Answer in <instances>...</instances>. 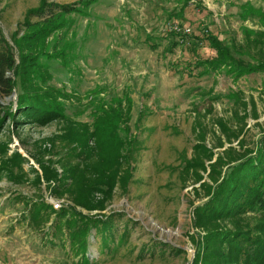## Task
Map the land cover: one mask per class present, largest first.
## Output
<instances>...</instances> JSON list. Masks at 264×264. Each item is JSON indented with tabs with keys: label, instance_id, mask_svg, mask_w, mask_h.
Listing matches in <instances>:
<instances>
[{
	"label": "rangeland",
	"instance_id": "374dc122",
	"mask_svg": "<svg viewBox=\"0 0 264 264\" xmlns=\"http://www.w3.org/2000/svg\"><path fill=\"white\" fill-rule=\"evenodd\" d=\"M39 3L0 0V30L11 44L25 12ZM248 11L252 14L247 17ZM260 12L264 0H95L89 16L71 15L69 33L50 40L56 39L58 50L62 40L71 41L74 52L66 63L56 58V50L51 60H42L50 66L48 85L76 124L92 123L93 105L101 97L129 92L133 98L129 129L142 142L135 155L136 170L128 191L118 182L105 209L89 210L68 191L56 193L58 182L42 178L38 160L57 169L60 183L71 181L68 172L76 160L64 145L65 121L42 126L7 120L0 133V264H80L68 234L65 244L52 240L54 213L40 225L25 219L29 208L41 201L57 211L76 210L80 214L73 219L112 211L134 219L128 242L115 254L99 255V237H94L93 229L88 255L98 259L94 264H192L195 239L205 234L194 223V208L221 180L225 164L237 153L256 151L264 135V74L234 79L225 68L208 70L201 63L215 58L216 51L202 38V28L225 44L244 42L243 28L264 30ZM185 29L190 31L184 34ZM172 32L176 35L170 36ZM0 104L1 110L19 116L17 91L1 96ZM142 106L151 112L138 128L134 122ZM189 159L203 163L205 169H183ZM99 160L94 155L88 163L95 173ZM123 223L118 222L119 231ZM160 241L181 252L168 247L163 252ZM153 246L154 254L146 250Z\"/></svg>",
	"mask_w": 264,
	"mask_h": 264
},
{
	"label": "trees",
	"instance_id": "16d2710c",
	"mask_svg": "<svg viewBox=\"0 0 264 264\" xmlns=\"http://www.w3.org/2000/svg\"><path fill=\"white\" fill-rule=\"evenodd\" d=\"M94 2L77 0L60 3L40 0L39 5L29 8L18 23L12 35V44L0 30V97L17 91L19 110V116L16 117L13 111L0 109V133L7 120L16 125L36 122L42 126L57 120L65 121L64 145L75 155L70 158L76 160L68 172L70 183H60L57 169L37 160L44 181L58 182L54 188L56 193L68 191L75 202L89 210L105 209L118 182L128 191L136 170L135 155L142 146L138 136H132L129 129L133 118V98L129 92H110L108 98L101 97L98 104L93 105L92 123L76 124L66 114V107L59 100L56 90L48 85L52 76L50 66L42 63V60H51V53L56 50V58L66 63L69 54L74 52L73 42L62 40L58 50L56 39L51 41L50 37L58 34L62 38L65 32L69 33L73 25L69 17L74 14L89 16ZM250 14L252 11H248L246 16ZM260 18L264 22V12H260ZM242 30L244 42L235 41L229 45L208 28H202V38L215 49L216 56L201 64L210 71L225 68L234 79L251 73L264 74V30L247 27ZM173 34L170 36L176 35ZM180 35L185 37L182 33ZM71 57L74 58L73 55ZM239 99L237 95L236 100ZM150 112L145 106L138 109L134 125L138 128L143 125ZM92 140L95 141L93 146L89 144ZM94 155L100 158L96 164V173L88 164ZM235 156L225 164L221 180L216 182L207 199L194 208V223L203 227L205 234L202 239H195L197 251L192 264H264V135L260 137L256 151L237 153ZM184 162L185 170L195 166L205 169L203 163H197L196 160ZM38 178L42 179L39 175ZM76 185L78 187L74 190ZM82 194L85 197L79 198ZM72 210L63 208L57 211L41 201L29 208L25 219L32 226L40 225V222L49 220L50 213H54L56 217L50 227L52 240L58 238L65 244L68 234L70 248L74 255L81 258L80 264H94L98 261L97 258L91 260L88 255L93 229L94 237H99L98 251L101 256L118 253L128 242L131 224L135 221L133 218H125L126 213L112 211L108 214L80 215L73 219L75 214L80 213ZM119 221L124 222L120 231L117 225ZM158 243L163 252V247L181 252L180 248L164 241ZM155 246L147 247L146 250L154 254Z\"/></svg>",
	"mask_w": 264,
	"mask_h": 264
},
{
	"label": "built area",
	"instance_id": "2783aa9c",
	"mask_svg": "<svg viewBox=\"0 0 264 264\" xmlns=\"http://www.w3.org/2000/svg\"><path fill=\"white\" fill-rule=\"evenodd\" d=\"M189 31H190V29H185V30H184V34H187ZM60 205H61V204H60L59 202H55V203H54L55 208H59Z\"/></svg>",
	"mask_w": 264,
	"mask_h": 264
}]
</instances>
